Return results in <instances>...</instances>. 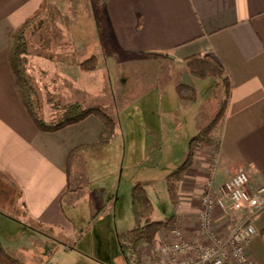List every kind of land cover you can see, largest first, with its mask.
I'll use <instances>...</instances> for the list:
<instances>
[{
    "label": "crops",
    "instance_id": "crops-1",
    "mask_svg": "<svg viewBox=\"0 0 264 264\" xmlns=\"http://www.w3.org/2000/svg\"><path fill=\"white\" fill-rule=\"evenodd\" d=\"M100 1L94 13L108 40L103 50L94 40L87 42L81 33L66 30L60 34L62 45L56 48L52 44L46 50L35 42L37 47L27 56V70L33 77L49 76L45 85L62 103L77 101L83 107L107 109L116 116L117 133L132 114L138 129L154 134L161 123L155 111L144 112L148 95L163 88L162 103L165 83L194 86L182 60L196 53L213 54L231 81L218 142L196 153L178 182L175 212L170 215L180 220L188 238H195L199 198L207 177L212 175L216 190L244 169L250 189L264 185V0ZM41 2L0 0V241L3 230L10 240L2 241L4 249L23 264H117L104 257L107 241L85 240L69 215L74 206L72 192L82 183L71 167L79 171L90 154L101 153L114 139L85 146L67 161L73 148L98 140L102 121L88 114L58 130H40L15 88L7 57L8 33ZM90 56L96 57V66L81 70L80 61ZM53 109L42 106L44 120L52 118ZM205 111L210 119L215 113L212 108ZM164 185L167 190L166 178ZM105 199L107 205L112 201L108 195ZM106 204L99 205L91 218H97ZM235 222V212L225 215L215 209L213 227L218 235L227 234ZM253 223L256 233L244 252L251 264H264V208ZM167 226L158 232L154 244L161 241ZM17 232L24 234V241H15L16 235L20 238ZM120 252L127 264L121 247Z\"/></svg>",
    "mask_w": 264,
    "mask_h": 264
},
{
    "label": "rangeland",
    "instance_id": "rangeland-1",
    "mask_svg": "<svg viewBox=\"0 0 264 264\" xmlns=\"http://www.w3.org/2000/svg\"><path fill=\"white\" fill-rule=\"evenodd\" d=\"M48 1L49 8L44 16L45 24L40 30L31 31L27 35L30 51L37 47L35 42H40L38 46L46 50H50L52 44L55 48L59 44L62 45L60 34L66 30L81 33V37L87 42L94 40L101 50L108 45V40L104 38V30L98 26L95 19L94 11L97 13L99 10L100 0ZM36 33H38L37 37ZM113 73L112 67L111 74ZM32 78L38 90L40 114L43 116L42 106L49 107L46 99L48 96H54L50 86L45 85V83L49 84V76L44 78L32 76ZM163 80L161 76V81ZM165 84V103H161L160 99L162 88L155 90V93H151L146 99L157 105L147 104L148 101L143 105L146 107L144 112L155 111L161 123L154 134L150 133V129H138V123L130 114L111 145L99 154H90L86 166L79 168V171L76 167H71V173L73 175L78 173L82 182L72 192L75 195L74 206L69 210V215L76 223V231L85 240H106L107 252L104 257L114 260L117 264H125L119 241L126 230L134 225L130 206L132 185L136 182H145V190L154 207L151 216L153 220H163L172 215L175 207L169 199L164 180L182 162L191 137L210 120L205 110L212 108L215 112L218 107V81L212 77L194 78L197 98L193 101L180 100L174 84L170 82ZM138 106L139 104L135 105V108ZM53 110L55 111L52 113V118H49L50 122L60 121L66 117L62 109ZM107 195L112 200L108 205L106 204L108 199L104 200ZM102 203L106 204V208L97 218L92 219L91 215ZM115 203L116 207L113 210ZM17 234L20 238L18 239L16 235V242L25 240L23 233L17 232ZM1 237L3 243L10 241L3 230ZM156 245L158 243L142 248L145 264H150L149 255H153ZM79 246L81 248L82 244Z\"/></svg>",
    "mask_w": 264,
    "mask_h": 264
},
{
    "label": "trees",
    "instance_id": "trees-1",
    "mask_svg": "<svg viewBox=\"0 0 264 264\" xmlns=\"http://www.w3.org/2000/svg\"><path fill=\"white\" fill-rule=\"evenodd\" d=\"M49 1L42 0L39 7L24 21L8 33L7 57L15 78L16 91L26 107L36 127L44 131H55L61 127L78 122L88 114H95L103 124V130L98 140L90 145H80L73 148L67 161L76 152L85 146H97L110 143L117 134L116 116L101 106L83 107L79 102L62 103L55 96H48L46 102L53 108L62 109L66 115L60 121L50 122L44 120L40 114V100L38 90L32 76L27 70L28 49L27 35L31 31L40 30L45 24L44 16L47 14ZM96 57L90 56L79 63L81 70H90L96 66ZM185 70L192 78L212 77L218 81V107L211 119L204 127L189 140L187 152L182 162L166 176V186L170 201L177 203L178 182L183 178L184 172L192 164L196 153L205 146L216 145L221 124L225 115L226 105L230 96L231 81L227 70L211 53H196L182 60ZM176 93L182 101H193L197 98L194 86L179 83L175 86ZM130 206L134 225L128 229L120 240L122 254L127 264H145L142 258V248L153 243L156 235L170 221L171 216L163 220H153V203L145 190V182H136L130 189ZM0 264H23L9 254L0 242Z\"/></svg>",
    "mask_w": 264,
    "mask_h": 264
},
{
    "label": "built area",
    "instance_id": "built-area-1",
    "mask_svg": "<svg viewBox=\"0 0 264 264\" xmlns=\"http://www.w3.org/2000/svg\"><path fill=\"white\" fill-rule=\"evenodd\" d=\"M248 173H233L215 190L212 175L206 178L199 198L195 238H188L177 217H171L162 239L149 255L150 264H251L245 244L256 233L254 216L264 208V185L248 187ZM236 214V222L223 236L213 227L215 209Z\"/></svg>",
    "mask_w": 264,
    "mask_h": 264
}]
</instances>
